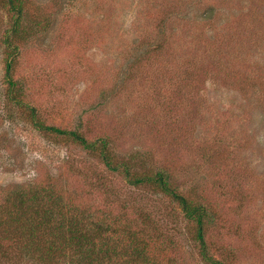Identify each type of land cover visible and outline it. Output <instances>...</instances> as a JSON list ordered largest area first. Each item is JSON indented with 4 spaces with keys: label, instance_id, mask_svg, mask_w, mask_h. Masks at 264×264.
<instances>
[{
    "label": "rangeland",
    "instance_id": "374dc122",
    "mask_svg": "<svg viewBox=\"0 0 264 264\" xmlns=\"http://www.w3.org/2000/svg\"><path fill=\"white\" fill-rule=\"evenodd\" d=\"M12 21L0 4V86ZM23 25L29 38L14 75L27 106L0 94V212L15 211L7 188L51 186L64 207L70 200L91 215L86 225L117 222V264L129 256L123 226L148 237L159 262L205 264L175 201L38 129L33 106L47 126L103 139L138 169L169 172L208 208L215 259L264 264V0H26ZM12 228L0 227V264H46Z\"/></svg>",
    "mask_w": 264,
    "mask_h": 264
},
{
    "label": "trees",
    "instance_id": "16d2710c",
    "mask_svg": "<svg viewBox=\"0 0 264 264\" xmlns=\"http://www.w3.org/2000/svg\"><path fill=\"white\" fill-rule=\"evenodd\" d=\"M0 4L13 16L11 26L2 37L5 64L0 94L8 104L25 107L27 104L23 98L24 90L14 72L20 50L29 38L28 30L23 25L26 0H0ZM27 108L30 120L38 129L51 130L59 136H66V141L77 143L86 151L98 153L107 169L112 173L122 174L130 185L150 186L170 197L184 211L186 218L194 223V239L199 245L204 263L224 264L208 251L205 239V229L210 216L208 208L178 191L169 172L138 169L131 161L119 159L109 148L107 141H89L76 130L47 126L40 121L35 107ZM8 190L7 188L3 201L12 203L15 211L8 214L0 212V227L10 222L13 226V237H17L27 246L30 245V253L38 256L42 262L47 264L49 262L46 260L58 259L68 261V264H117L119 252L110 243L116 238L112 233L115 228H119L117 222L101 218L97 219L95 227L86 225L85 221L91 215L85 219L86 210H82V220L78 214L79 210L69 199L68 206L64 207L62 195L51 186L35 184L27 187L16 186L13 192ZM121 228L123 240L128 244V247L122 250V256L126 257V251L129 253L123 264H168L166 261L159 262L154 259L149 246L151 241L142 232L139 235V231H133L129 227ZM4 251V244L0 241V252L7 256Z\"/></svg>",
    "mask_w": 264,
    "mask_h": 264
}]
</instances>
